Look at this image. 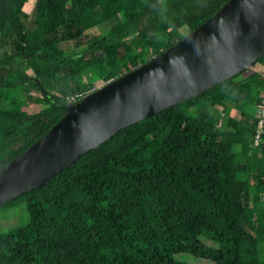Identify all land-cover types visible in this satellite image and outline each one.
Segmentation results:
<instances>
[{
  "label": "trees",
  "instance_id": "1",
  "mask_svg": "<svg viewBox=\"0 0 264 264\" xmlns=\"http://www.w3.org/2000/svg\"><path fill=\"white\" fill-rule=\"evenodd\" d=\"M227 1L0 0V167L68 112L72 103L51 91L73 94L93 85L87 74L103 72L106 82L129 71ZM118 18L113 32L99 30ZM48 50L53 57L44 63ZM259 62L264 54L252 65ZM245 70L119 130L0 205L26 202L28 214L24 225L0 234V264H264V245L250 240L264 234L255 207L264 150L253 145L252 131L246 139L237 133L242 154L254 160L230 167L232 140L215 119L223 97L240 104L264 90L254 70L231 82ZM18 91L45 106L33 113L12 107ZM245 115L236 108L228 126L238 128ZM140 123L145 128L136 131ZM231 172L246 185L247 208L236 205Z\"/></svg>",
  "mask_w": 264,
  "mask_h": 264
},
{
  "label": "water",
  "instance_id": "2",
  "mask_svg": "<svg viewBox=\"0 0 264 264\" xmlns=\"http://www.w3.org/2000/svg\"><path fill=\"white\" fill-rule=\"evenodd\" d=\"M264 54V0H228L175 44L99 86L43 136L0 167V205L84 152L252 66Z\"/></svg>",
  "mask_w": 264,
  "mask_h": 264
},
{
  "label": "rangeland",
  "instance_id": "3",
  "mask_svg": "<svg viewBox=\"0 0 264 264\" xmlns=\"http://www.w3.org/2000/svg\"><path fill=\"white\" fill-rule=\"evenodd\" d=\"M120 20L121 19L118 18L117 20L113 19L109 22H106L100 26L99 30L103 31L105 33L113 32L112 27L116 23H117V26L120 25V23H122V20L121 21ZM138 25H139V23H136L133 26H138ZM158 40H159L158 43H160L162 41V37H158ZM158 43H156L155 45L158 46ZM65 56H66V54L62 55V56L58 55L55 58L57 61H62L65 58ZM52 57H53L52 50H48L45 53V62L44 63H47V61L51 60ZM88 73H90V70H88ZM243 73L244 74L249 73V69L245 70ZM100 75H101V77L97 73L94 75H91V73L87 74L85 81H89L96 86H101L104 83L103 82L104 81L103 80L104 79L103 78V72ZM8 90H9L8 88H5L4 92H8ZM12 96L14 98H16L15 102H14V100L12 101V107L25 110L29 113L37 112L39 109H41L42 107L45 106L44 104L28 103L27 102V96H25L23 91L14 92ZM30 96L31 95H28V97H30ZM196 109H197L196 106L190 107V108H188V112L193 114ZM134 128H136L135 129L136 131H141L145 128V124L140 123V124H138L137 127H134ZM231 155L232 156L229 157V161H228V165L230 167L235 166L237 164V159L236 160L234 159V156H235L234 150L232 151ZM229 179L233 183V193H234L236 205L240 209L247 208L248 200H247L245 192H244L246 189V185H244V183L242 181L235 180V173L234 172H231L229 174ZM263 190H264V188H263ZM249 192H250V194L251 193L253 194L254 188H252L250 186ZM255 207L258 211V215H257L258 218H259V216L263 217V223L262 224H264V192L261 196V200L255 204ZM27 220H28V214H27V210H26V202H17L13 206H9V207L7 206V207L0 209V234L8 231L9 229L24 225L27 222ZM250 240H252V241L258 240V245L263 246L264 245V234H259V235L255 236L254 238H251Z\"/></svg>",
  "mask_w": 264,
  "mask_h": 264
},
{
  "label": "crops",
  "instance_id": "4",
  "mask_svg": "<svg viewBox=\"0 0 264 264\" xmlns=\"http://www.w3.org/2000/svg\"><path fill=\"white\" fill-rule=\"evenodd\" d=\"M247 69H249V71L254 70L257 72L264 71V62H261V63L259 62L256 65H252L248 67ZM246 76H247V73L239 74L234 79H232L231 82L235 84L239 81H242ZM255 100L256 98L254 100L243 101L240 104H238L237 102H234L227 97H223L222 100L219 101V104L215 106V111H216L215 119L218 120L217 122H218L219 127L224 132H226V134L224 135V138L226 140L227 139L232 140L231 151L234 150V155H235L234 159L235 160L237 159V163L244 162V161L246 162L251 161L252 163V161L254 160L253 153L252 154L250 153L251 155L249 154L248 156H245L244 154H242L241 147L243 143H242V140H240L239 138H241L240 135L243 134L244 137L243 136L242 137L246 139L250 135V132L252 131L253 112H254L255 102H256ZM223 105H225L226 107L224 108ZM236 108H239L246 114L245 118H243L245 119V121H243L238 128L230 127L227 124L228 119L234 115ZM237 133H241V134L237 137ZM235 134H236V138L232 137Z\"/></svg>",
  "mask_w": 264,
  "mask_h": 264
},
{
  "label": "built area",
  "instance_id": "5",
  "mask_svg": "<svg viewBox=\"0 0 264 264\" xmlns=\"http://www.w3.org/2000/svg\"><path fill=\"white\" fill-rule=\"evenodd\" d=\"M150 59L151 58H148V60H150ZM140 64H142V63H140ZM140 64H138V65H140ZM137 66H133L130 69H134ZM125 72H122L121 74H124ZM260 74L264 78V71H260ZM117 76H119V75H117ZM117 76H115V77H117ZM115 77H113L109 80H112ZM109 80H107V81H109ZM98 87L99 86H96L94 84L92 86L88 85L85 90L78 91L76 93L68 94V95H63V94H61L55 90H53L51 92L54 96L64 97L68 102L75 103V102L81 100L82 98H84L89 93L96 90ZM255 101H256L255 102V108H254V112H253L254 124H253V130H252V141H253V145L255 147L261 148L264 150V90L259 91L257 93Z\"/></svg>",
  "mask_w": 264,
  "mask_h": 264
}]
</instances>
